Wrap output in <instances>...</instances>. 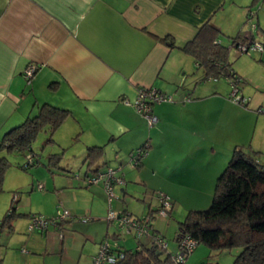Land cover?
Masks as SVG:
<instances>
[{"label": "crops", "instance_id": "obj_1", "mask_svg": "<svg viewBox=\"0 0 264 264\" xmlns=\"http://www.w3.org/2000/svg\"><path fill=\"white\" fill-rule=\"evenodd\" d=\"M225 1L0 0V138L10 128L36 114L42 103H51L71 111L62 125L66 123L71 129L70 134H76V139L82 133L79 159L83 163L85 148L97 145L103 149L100 163L104 167L116 161L122 168L120 161L123 158L129 160L126 158L129 152L148 141L146 156L139 165H134L139 169L138 178L147 183L143 177L147 167L151 177L159 172L149 160L151 155L165 151L167 159L176 162L183 154L192 153V140L203 148L200 143L205 141L207 129L216 131L218 126H227L222 119V110L229 107L226 115L229 122L238 121L233 117L231 107L253 111L241 107L243 104L231 102L215 82H210L208 87V82H195L190 89L188 83L192 79L185 71L189 60L181 56L180 53L185 52L177 47L192 39L206 21L213 24L212 19ZM249 2L246 0L242 4L248 6ZM215 24L225 34L224 27ZM166 35L173 37L174 46L162 41L161 37ZM236 35L240 34L232 36ZM31 63H35L37 69L27 80L23 71ZM193 63L203 78V69L194 59ZM231 66L238 73L233 64ZM188 79L190 81H186ZM143 86L172 95L171 101L152 104L151 111L157 117L152 126H148L131 103L124 102L133 101L137 88ZM233 125L232 130L240 132L237 123ZM227 134L230 136L229 132ZM106 144L110 146L109 158H104ZM226 160L223 156L216 160L214 174L218 171L217 165L220 163V170ZM186 167L185 164L182 167L184 174L192 177L195 187H201L199 178L187 173ZM116 174L120 175L119 170ZM38 184L31 183L30 191L46 188V183L41 188ZM163 186L161 189L165 194L177 198L170 187ZM97 189L102 188L98 186ZM125 189V186L121 189L123 193ZM8 198V195H0V216L8 202L15 200L8 201ZM12 229V224L0 227V264H50L47 254L55 249H49L44 240L48 226L39 233L33 232L34 238L28 237L31 248L23 253L8 251V245L1 241L2 233L13 239ZM88 238L83 247L91 246L92 255H86L81 261V253L69 264L91 263L95 251ZM22 239L19 236L16 242ZM68 239L69 235L64 236L61 246ZM56 242L54 240L53 247ZM59 263L68 264L64 263L63 255H60Z\"/></svg>", "mask_w": 264, "mask_h": 264}, {"label": "rangeland", "instance_id": "obj_2", "mask_svg": "<svg viewBox=\"0 0 264 264\" xmlns=\"http://www.w3.org/2000/svg\"><path fill=\"white\" fill-rule=\"evenodd\" d=\"M244 1L246 0H226L224 6L218 10L212 19L213 24L218 23L217 25L225 29V34L221 33L217 39L223 45L229 47L230 36L236 33H239L246 41L252 39L253 42L261 41L264 45V0H249L248 6L242 4ZM249 10L252 11V15L247 18ZM252 24H254L253 27ZM180 54L189 60L186 62L188 65L185 66V71L190 74L188 76L192 79L191 81L190 79L186 80L190 81L188 83L190 89L195 82L198 84L208 82L206 87L209 86L210 82H215L221 92L231 100L230 94L236 88V95L241 96L243 94L248 102L247 105H239L252 108V113L231 107L232 115L238 121L229 122L226 116L229 114V107L224 111L222 110V119L227 126L225 128L218 126L216 131L207 129L205 141L200 143L203 148H199L195 139L192 140L191 146L193 148L190 149L192 153L183 154L176 162L175 160H168L165 151H162V154L160 152L155 156L151 155L149 160L152 163L150 161L149 163L155 164L159 172L156 176L151 177L147 167V170L143 171V177L147 179V183L138 178L139 169L137 170L136 165L134 166L133 159L123 158L120 161L123 166L119 170V174L123 177L124 183L115 186L117 196L112 198L110 204L102 183H88L87 177H84L87 164L79 159V154L82 151V149L80 150L83 141L82 133L76 139V134H70L71 129L66 127V123L64 125L62 123L53 134L54 140L46 142V131H40L31 144L35 157H39V162L23 168L24 162L28 160L25 152L6 154L10 165L4 173L0 195H8V201L11 198L17 199L14 208L16 214L10 218L13 225L10 234L13 233L14 237L11 239L10 236L4 237V233L1 234V241L8 245V251L18 250L21 253L23 250L29 251L31 245L28 242L30 241L28 237L30 236L32 239L36 235L33 232H40V230L29 231L28 229L33 214L41 215L48 220V229L44 235V240L45 243H48L49 249H55L54 252L47 254V260L50 264H61L59 263L60 255H63L64 263L68 264L74 262L81 253V261L85 260L86 255H92L93 252L90 253L89 251L91 246L83 247L86 237H89L87 241L94 247V253L97 252L100 243L105 239H108L110 243L118 242L120 246L126 248H134L141 243L149 244L150 235L143 234L138 238L134 234L136 231H125L123 227H119L117 218L109 219L108 215L111 211L117 214L123 209H125L124 213L130 214L133 218L142 217L150 210L148 218L153 223L149 228L150 232L154 229L158 230L155 232L159 236H164L163 240L168 243L169 251H174L177 248L175 236L178 223L185 218L188 211L205 209L210 205L217 173L227 164L233 148L240 146L246 152L259 151L255 153L256 158L264 161V110H262L264 108V48L262 50L249 49L244 51L234 44L231 45L228 49V60L232 62L240 75L239 80L235 83L233 79L222 76L200 78L199 70H195L193 57L187 53ZM167 95L170 96V99L161 102L172 100V95L170 93ZM231 102L233 101L231 100ZM235 123H237L236 128L240 129V132L232 130ZM228 132L230 136L227 134ZM148 149L149 147L146 148L147 152ZM105 150L107 153L104 154V158H109L111 151L108 144L105 145ZM52 153H62L56 163L50 159ZM193 155L195 158H192ZM221 156L227 160L220 170V163L217 165L218 171L214 174L215 162ZM126 158L130 159V157ZM191 159L195 160L190 162ZM118 163L116 161L110 162L105 166L117 167ZM184 164L185 167L187 165V173L190 172V175H196L199 178L201 187H195L191 180L192 177H187L184 174L182 169ZM60 165L65 167L61 168ZM164 174L166 176H163ZM31 183L43 185L46 183V188L30 191ZM162 184L164 188L170 187V191H174L177 197L173 198L166 194L173 203V206L171 203V209L166 215H161L158 212L161 205L159 193H166L161 189ZM98 186L102 189L98 190ZM124 186L126 188L125 193L121 190ZM10 203L9 201L3 210L0 220L10 207ZM58 208L66 209L69 214L62 221H52V217L56 215ZM152 215L154 217H151ZM3 230L6 232V228ZM111 234H119V237L115 238ZM68 235V242L61 246L60 241ZM19 236H22L23 239L16 242ZM9 238L10 242L8 241ZM26 238L28 239L25 244ZM54 240H57L55 247L52 246ZM196 246L187 255L184 264H232L240 250L239 248H231L217 251L203 242ZM6 248L7 246H5Z\"/></svg>", "mask_w": 264, "mask_h": 264}, {"label": "trees", "instance_id": "obj_3", "mask_svg": "<svg viewBox=\"0 0 264 264\" xmlns=\"http://www.w3.org/2000/svg\"><path fill=\"white\" fill-rule=\"evenodd\" d=\"M251 15L252 11L249 10L247 18ZM220 34L221 31L216 26L206 21L192 39L177 47L193 57L198 66L203 69V78L222 76L234 79L235 82L240 75L235 72L231 66L232 62L228 60V49L238 39L242 41L245 38L240 35L233 36L228 47L217 41ZM161 39L168 46L175 45L170 35ZM70 114L71 111L67 108L45 102L39 106L36 114L27 117L2 135L0 138V190L4 173L10 165L6 154L25 152L26 156L30 155L31 159L24 162L23 168L39 162V157H35L31 147L32 140L40 131H46V142H52L55 130ZM149 145V142L145 141L129 154H134L138 148L147 153L146 148ZM257 152L259 151L246 152L240 146L233 148L227 164L216 178L210 205L205 209L188 211L185 218L178 223L175 236L177 244L181 237L189 235L196 240L197 244L203 242L217 251L239 248L232 264H264V162L256 158ZM61 154L52 153L50 159L56 163ZM102 155V146H87L84 155L87 170L84 177L88 178L104 167L100 163ZM141 159L142 156L135 165H139ZM15 203L16 199L12 201L0 220V227L11 226L10 218L15 215ZM149 214L150 211L144 216L148 218ZM148 223L151 227L149 218ZM155 231L157 230L154 229L152 234H155ZM111 236L117 238L119 234H111ZM160 237L164 238L162 235ZM121 247L125 252L124 257L118 259L115 264L185 263L175 262L171 258V251L163 252L152 241L150 244L142 243L139 249Z\"/></svg>", "mask_w": 264, "mask_h": 264}, {"label": "built area", "instance_id": "obj_4", "mask_svg": "<svg viewBox=\"0 0 264 264\" xmlns=\"http://www.w3.org/2000/svg\"><path fill=\"white\" fill-rule=\"evenodd\" d=\"M254 24H252V27ZM235 46H238L241 50L247 51L249 49H257L262 50L264 48V45H262L261 41H252L250 39L249 41L240 40L238 39L236 42L233 43ZM232 44V45H233ZM37 68V65L35 63L29 64L23 71L24 77L29 80L33 73L35 72ZM231 79V78H227ZM239 78L236 80L238 81ZM235 81V82H236ZM234 82V79H233ZM234 82V83H235ZM237 89L235 88L232 93L230 94V99L239 104L246 105L247 99L244 98V96H237L236 95ZM187 98V97H186ZM170 96L167 94L162 93L160 90H158L155 87H139L137 88L136 97L133 101L124 100L125 103H131L136 111L142 115L146 121L148 126L153 125L157 121V117L155 114L152 113V104L169 100ZM264 110V108H262ZM147 144V143H146ZM146 152L142 149H137L136 152L130 153L129 160L133 159V164L135 165L139 158L143 156ZM28 159H31V156H27ZM121 165H118L116 168L111 166H105L97 171H95L92 175L88 176V182H101L104 186L107 196H108V203L110 204L112 201V198L117 196L115 191V186L121 185L124 183V179L122 176L117 175V171L120 170ZM38 187L41 188L42 184H38ZM159 200H160V207L158 209V212L161 215H166L167 212L171 209V202L168 198V196L164 193H159ZM69 214L66 209H57L56 215L52 217V221H62L64 217ZM109 219L117 218L119 221V227H123L125 231H136L134 234L138 238L143 236V234L150 235L151 241L153 244H155L158 248L163 250V252H167V242L163 240L158 233L152 234L150 232V225L148 223V218L146 216L142 217H136L133 218L128 213H124V211L119 212L115 214L113 211H111L108 215ZM48 226V220L43 218L41 215H35L33 214L31 216V221L29 222L28 229L29 231L33 230H44ZM197 242L194 238L190 237L189 235H184L181 237L177 244V250L175 252H172L171 258L177 262V263H184L186 256L196 247ZM141 245L138 244L136 249L141 248ZM124 249L119 245L118 242L110 243L108 239L103 240L100 243V246L97 250V252L92 256L91 263L90 264H115L118 259H121L124 257Z\"/></svg>", "mask_w": 264, "mask_h": 264}]
</instances>
